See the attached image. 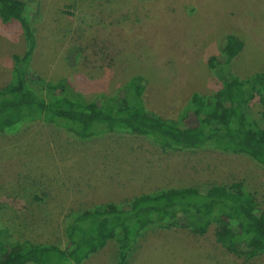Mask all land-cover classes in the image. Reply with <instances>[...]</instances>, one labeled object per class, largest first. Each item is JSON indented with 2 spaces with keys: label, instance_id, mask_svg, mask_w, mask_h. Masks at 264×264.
<instances>
[{
  "label": "rangeland",
  "instance_id": "374dc122",
  "mask_svg": "<svg viewBox=\"0 0 264 264\" xmlns=\"http://www.w3.org/2000/svg\"><path fill=\"white\" fill-rule=\"evenodd\" d=\"M38 2L30 70L45 81L66 78L88 100L111 96L141 75L145 107L177 120L192 93L221 88L208 59L220 55L226 34L243 42L232 73L245 79L264 72V0ZM24 50L19 22L0 19V88L11 80L12 56ZM263 109L255 96L249 119L262 122ZM233 182H242L264 210V167L249 156L212 148L165 149L120 132L80 139L52 123L27 122L0 132V242L65 247V222L80 210L108 202L124 206L166 188ZM80 264H117L116 241L108 240ZM126 264H264V254L228 252L214 223L202 234L151 225Z\"/></svg>",
  "mask_w": 264,
  "mask_h": 264
},
{
  "label": "trees",
  "instance_id": "16d2710c",
  "mask_svg": "<svg viewBox=\"0 0 264 264\" xmlns=\"http://www.w3.org/2000/svg\"><path fill=\"white\" fill-rule=\"evenodd\" d=\"M38 14V0H0L1 21H18L25 40L24 53L12 56L11 80L0 88V132L38 120L80 139L108 132L136 134L165 149L212 148L249 156L264 167V109L262 122L247 115L255 96L264 106V72L245 79L232 73L231 62L243 48L239 37L226 34L220 55L208 59L221 88L212 94L192 93L177 120L165 119L145 107L146 80L141 75L111 96L88 100L66 78L45 81L30 70L35 47L32 18ZM211 223L228 252L245 257L264 254V210L242 182H233L166 188L138 195L124 206L108 202L80 210L65 222V247L1 241L0 264H80L112 239L117 244V264H126L138 238L151 225L191 228L202 234Z\"/></svg>",
  "mask_w": 264,
  "mask_h": 264
}]
</instances>
